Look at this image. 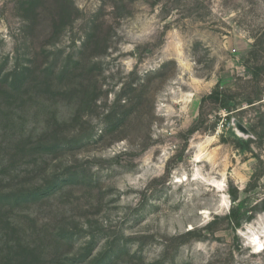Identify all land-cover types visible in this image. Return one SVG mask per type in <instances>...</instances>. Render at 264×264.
Here are the masks:
<instances>
[{"label": "rangeland", "instance_id": "obj_1", "mask_svg": "<svg viewBox=\"0 0 264 264\" xmlns=\"http://www.w3.org/2000/svg\"><path fill=\"white\" fill-rule=\"evenodd\" d=\"M0 264H264V0H0Z\"/></svg>", "mask_w": 264, "mask_h": 264}, {"label": "trees", "instance_id": "obj_2", "mask_svg": "<svg viewBox=\"0 0 264 264\" xmlns=\"http://www.w3.org/2000/svg\"><path fill=\"white\" fill-rule=\"evenodd\" d=\"M259 74V70L253 72V74L251 75V79L250 81L252 83L257 82V76ZM257 84V83H255ZM208 98H212L214 101L218 100L220 102V108L223 109L226 112V117L228 118L229 113L230 112H237V109L239 107H237L236 104H231V97L229 96L227 91H219V90H215L214 92H212L211 94H209L207 96ZM260 100H262L261 95H257L254 99H248L246 101V104L250 105V106H254L256 103H258ZM228 220V222L230 224H233L236 227H238L239 224V220H238V216L237 214L231 210V212L229 213V215L226 218Z\"/></svg>", "mask_w": 264, "mask_h": 264}, {"label": "water", "instance_id": "obj_3", "mask_svg": "<svg viewBox=\"0 0 264 264\" xmlns=\"http://www.w3.org/2000/svg\"><path fill=\"white\" fill-rule=\"evenodd\" d=\"M233 126L234 128L241 134L245 135V136H249L250 135V131L238 120L233 119Z\"/></svg>", "mask_w": 264, "mask_h": 264}]
</instances>
